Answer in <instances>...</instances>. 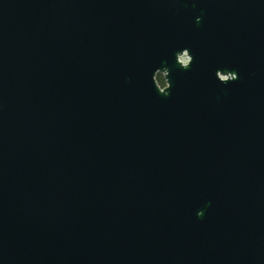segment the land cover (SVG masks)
Instances as JSON below:
<instances>
[{
  "label": "water",
  "instance_id": "obj_1",
  "mask_svg": "<svg viewBox=\"0 0 264 264\" xmlns=\"http://www.w3.org/2000/svg\"><path fill=\"white\" fill-rule=\"evenodd\" d=\"M0 264H264V0H0Z\"/></svg>",
  "mask_w": 264,
  "mask_h": 264
},
{
  "label": "trees",
  "instance_id": "obj_2",
  "mask_svg": "<svg viewBox=\"0 0 264 264\" xmlns=\"http://www.w3.org/2000/svg\"><path fill=\"white\" fill-rule=\"evenodd\" d=\"M156 80H157V83L160 87L163 86V80H162V77L160 75H157L156 77Z\"/></svg>",
  "mask_w": 264,
  "mask_h": 264
},
{
  "label": "built area",
  "instance_id": "obj_3",
  "mask_svg": "<svg viewBox=\"0 0 264 264\" xmlns=\"http://www.w3.org/2000/svg\"><path fill=\"white\" fill-rule=\"evenodd\" d=\"M180 60H181V62H183V63L185 62V58H183V57L180 58Z\"/></svg>",
  "mask_w": 264,
  "mask_h": 264
},
{
  "label": "rangeland",
  "instance_id": "obj_4",
  "mask_svg": "<svg viewBox=\"0 0 264 264\" xmlns=\"http://www.w3.org/2000/svg\"><path fill=\"white\" fill-rule=\"evenodd\" d=\"M161 77H162V75H160ZM162 80H163V77H162ZM165 86V82H164V80H163V86L162 87H164Z\"/></svg>",
  "mask_w": 264,
  "mask_h": 264
},
{
  "label": "clouds",
  "instance_id": "obj_5",
  "mask_svg": "<svg viewBox=\"0 0 264 264\" xmlns=\"http://www.w3.org/2000/svg\"><path fill=\"white\" fill-rule=\"evenodd\" d=\"M185 61H186V58H185Z\"/></svg>",
  "mask_w": 264,
  "mask_h": 264
}]
</instances>
